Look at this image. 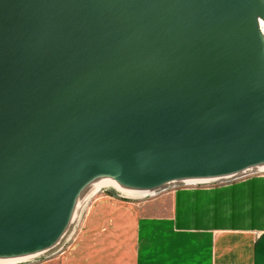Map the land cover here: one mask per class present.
Returning a JSON list of instances; mask_svg holds the SVG:
<instances>
[{"label":"water","instance_id":"water-1","mask_svg":"<svg viewBox=\"0 0 264 264\" xmlns=\"http://www.w3.org/2000/svg\"><path fill=\"white\" fill-rule=\"evenodd\" d=\"M261 21L264 0H0V256L54 257L96 174L144 200L264 173Z\"/></svg>","mask_w":264,"mask_h":264},{"label":"crops","instance_id":"crops-1","mask_svg":"<svg viewBox=\"0 0 264 264\" xmlns=\"http://www.w3.org/2000/svg\"><path fill=\"white\" fill-rule=\"evenodd\" d=\"M105 196L63 254L30 264H264V173L143 202Z\"/></svg>","mask_w":264,"mask_h":264},{"label":"bare ground","instance_id":"bare-ground-1","mask_svg":"<svg viewBox=\"0 0 264 264\" xmlns=\"http://www.w3.org/2000/svg\"><path fill=\"white\" fill-rule=\"evenodd\" d=\"M258 28L264 37V22L261 21L258 23ZM258 168L264 169V162L258 165ZM85 185L89 187V193L84 199H80L79 194L76 196L73 203V210L78 211V215H80V210L84 209L92 199L96 197L97 192L104 187H114L118 190L123 189L121 185L116 182L112 177L105 174H96L87 179ZM37 255L34 251L27 252L22 255L12 256V257H1L0 256V264H11L18 261L27 260Z\"/></svg>","mask_w":264,"mask_h":264},{"label":"rangeland","instance_id":"rangeland-1","mask_svg":"<svg viewBox=\"0 0 264 264\" xmlns=\"http://www.w3.org/2000/svg\"><path fill=\"white\" fill-rule=\"evenodd\" d=\"M212 186H215V185H212ZM206 187L208 188V187H211V186L206 185V186H202L201 188H206ZM184 188H198V187L197 186H186ZM106 194H109L110 195L109 197H111V198L113 197V199L126 200V201H130V202H140V201L143 202L145 200H149V199L151 200V199L157 198L159 196L158 195L156 197L149 198V199H144V200L143 199L142 200L124 199V198L119 197L117 195V193H115L113 191V189H105L104 191H101L100 194L97 195L94 199H92L91 202L87 205L88 208L83 212L82 218L77 223V226H76V228H75V230L73 232V235L70 237V240L68 241V243H66V245L62 248V250L57 252L56 255H54V256H58V255L63 254L70 247V245L73 244L76 241V239L78 238V236L80 234V231H81V229L83 227V224H84L88 214L90 213V210L95 205L96 201H98V200H100L102 198H105ZM193 194H195V193H193ZM196 194H200V193H196ZM137 204H139V203H137Z\"/></svg>","mask_w":264,"mask_h":264}]
</instances>
